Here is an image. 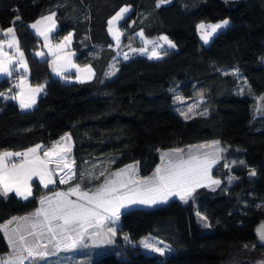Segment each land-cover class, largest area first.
I'll return each mask as SVG.
<instances>
[{"label": "trees", "instance_id": "16d2710c", "mask_svg": "<svg viewBox=\"0 0 264 264\" xmlns=\"http://www.w3.org/2000/svg\"><path fill=\"white\" fill-rule=\"evenodd\" d=\"M128 3L132 9L120 21L121 46L143 43L136 37L141 30L151 37L167 34L176 48H165L159 58H122L108 22ZM157 4L158 0H0V37L6 27H15L27 55L30 81L44 84L31 108L21 109L12 98L19 88L0 96V152L38 142L48 146L70 133L78 160L89 164L109 154L112 167L136 161L141 175L154 170L159 149L211 138L235 146L231 154L243 159L233 168L237 177L230 183L222 175L217 186L198 187L187 201L173 196L164 203L122 210L118 243L123 244L124 232L130 240L151 233L168 242L170 252L161 255L124 245L97 257L93 264H221L231 244L256 241V226L264 218V113L253 114V95L238 91L236 76L222 71L235 67L253 93L264 91V0ZM48 12H55L58 21L56 38L72 32L76 61L95 69L91 79L64 80L52 73L49 56L37 55L42 41L30 21ZM222 17H228L229 24L204 44L198 21ZM114 57L117 69L106 76ZM10 76L19 78L20 87V76ZM8 77L1 79L0 90ZM175 92L202 95L206 110L185 119L173 107ZM64 169L61 178L72 179ZM59 185L45 188L34 178L27 200L15 192L7 198L0 195V222L39 207L41 195ZM197 210L209 220L210 230L197 221ZM9 249L0 228V252Z\"/></svg>", "mask_w": 264, "mask_h": 264}, {"label": "snow or ice", "instance_id": "6c2138e0", "mask_svg": "<svg viewBox=\"0 0 264 264\" xmlns=\"http://www.w3.org/2000/svg\"><path fill=\"white\" fill-rule=\"evenodd\" d=\"M167 2L169 0H158L157 6L159 7L161 3ZM128 11L129 8L127 7L121 8L109 20L110 33H112L113 22L124 19V14ZM42 19L52 20L53 16ZM40 23L41 21L38 20L31 27L36 29ZM228 24V20L208 25L202 22L198 25V29L201 30L202 38L207 42L211 35L216 33L217 30L226 27ZM14 33V27H10L7 29L5 35H11L12 42L16 44L17 51H19L18 41L15 39ZM39 35L44 36L45 40L48 39V33L39 32ZM71 35L69 33L68 36L64 37V42L56 45V48H62L65 44L70 43ZM113 35L119 40L120 33H113ZM160 39L165 40L170 47H175L171 41H168L167 37H161ZM158 47H162V45L154 43L150 58H159L160 54L156 52V48ZM132 51L143 52L146 49H133ZM37 55L42 56L44 54L37 53ZM124 58L128 59L129 57L125 54ZM58 59L60 58L58 57ZM20 60L23 61L22 52H20ZM10 64L11 59L7 57V54H2L0 56V73L10 75L11 73L8 67ZM23 66L26 70V63ZM72 66L75 67V65ZM53 71L57 75H60L62 68L54 67ZM81 71L91 73L90 68L82 69ZM113 74L111 72L109 73V75ZM42 90L43 86H39L31 89V92L34 94ZM4 95V93H0V96ZM12 98L14 99L15 97ZM35 103L34 95L25 100L22 92L20 99L21 109L31 108ZM182 115H185V119L189 118L184 113ZM70 139V135L66 134L65 137H61L59 141L55 142L50 149L44 152V157L47 159H41L36 155L38 150L43 147L42 145H36L33 148L27 149L25 152H0V195L7 198L9 193L15 191L17 196L27 200L32 195L29 181L33 177H39L43 186L48 188L49 185L55 182L52 178L53 172L48 168V164L52 163V157L56 158L55 162L58 167L63 163V167L67 168L70 174L68 178H73L75 175L73 165L66 160L67 154L71 152V147L70 145L67 147L62 146L65 140ZM194 147H211L214 149V152L205 153L204 159L189 154L188 159L185 160L181 155H177L176 159H170L166 164L157 166L156 171L151 177L143 179H136L133 176H127V179L105 178L104 183L94 192L82 191L81 186L78 184L74 188H69L68 192H55L52 197L41 198V207L37 208L34 213L25 217H14L12 221L8 222L9 224L14 221L18 222L17 228L12 229V234L17 236V239L13 240L11 237L9 238V243L14 248L15 255L13 256V260L15 264H24L25 260L35 261L37 259H43L58 251L62 244L65 247H75L78 240H83L89 234L94 239H99L101 243H111V238L116 235V229L111 226L106 227V225L114 224L118 221L122 215V210L126 212L137 205L152 206L158 203H164L173 196H179L181 200L187 201V198L193 195L196 188L203 186L201 181L208 176L209 170L217 162L218 157L216 154L223 151V149L219 148V141H213L211 145ZM173 151L175 154H182L184 152L183 149H175ZM12 157H21L22 159L18 164L13 163L9 167L6 161ZM136 168V165H127L119 172L111 173L110 176L124 177L129 172L135 173ZM254 174L253 171L251 175ZM100 175L103 176L104 173L101 172ZM92 178L99 179V177ZM81 179H84L83 174H81ZM229 179L231 181L234 177ZM60 182L64 183L66 181L64 178H61ZM211 183L219 184L220 181L213 180ZM72 195L77 196V199H70L69 197ZM45 204L47 205L46 207L44 206ZM202 219L206 220V218ZM205 227H210V225L205 223ZM257 234L260 241L264 243V232L258 229ZM45 236H47V243L42 244L41 241ZM125 239L128 238L125 237ZM67 241H70V243H66ZM140 243L145 249L154 250L161 255L169 250L167 245L159 247L149 242L147 238L141 240ZM48 245H52L54 251L50 252ZM245 247L247 246L245 245ZM0 264H12V261H5L3 258H0ZM259 264H264V261L259 262Z\"/></svg>", "mask_w": 264, "mask_h": 264}, {"label": "rangeland", "instance_id": "374dc122", "mask_svg": "<svg viewBox=\"0 0 264 264\" xmlns=\"http://www.w3.org/2000/svg\"><path fill=\"white\" fill-rule=\"evenodd\" d=\"M127 7L129 8V11L132 9V5L130 3L122 5L116 12L110 17V19L116 15L117 12L120 11L121 8ZM124 14V17L127 16V14ZM54 14V15H53ZM48 16H53L52 20H44L42 18L48 17ZM41 21L40 24L37 25L36 29H33L37 35L40 37L42 43L41 46L36 50V53H43L44 55L39 56V57H45L49 56V65L52 73L54 75H57L55 71H53L54 67H61L62 72L60 77H63L64 80H69L70 76H80L83 71L82 69L86 68L83 64H80L78 61H76V50L73 47L72 41H73V35H71L70 43H67L64 45L62 48H56V45L62 44L64 42V37L68 36L69 33L72 34V32H68L64 34L63 36L56 38L54 36V32L56 31L58 25H56V16L55 12H48L44 13L37 18L33 19L30 21V25L35 24L37 21ZM224 20H229L228 17H222L216 20H209V19H201L197 23V31L200 40L204 43L207 44L211 37V35L208 38V41L205 42V40L202 38V32L201 30L198 29V25H200L202 22L206 25L208 24H217L221 23ZM121 21V20H120ZM120 21L118 22H113L112 24V33L111 36L113 37V43L116 47L121 46L122 41H123V31L120 26ZM9 26L4 29L3 35L0 37V56L2 54H7V57L11 59V64L8 65L9 70H10V75L13 74H18L21 78V83L18 91L12 94V97H15L14 100H16L19 105H20V99H21V94L23 92V97L25 100H27L30 96L34 95L35 100L37 103V100L39 99L40 95L42 94L43 90L40 92L32 93L31 89H35L39 86H43L44 84L42 83H32L29 79V64L27 60V55L24 50V48L21 46L19 37L17 35V32L15 30V39L18 41V46H19V51H17V46L15 43L12 42L11 35H5L7 32V29H9ZM15 29V27H14ZM50 30V31H49ZM220 30V29H219ZM218 31V30H217ZM39 32H45L48 33V39L45 40L44 36L39 35ZM113 33H120L119 40L115 38ZM139 39L144 43L145 46L149 47V54L152 56V51L155 44L162 45V47L156 48V52H158L160 55L164 52V49H172L176 48V43L174 40H172L167 34L165 33H159L155 36H145L143 33H138ZM161 37H167L168 41H171L175 47H170L169 44L163 40L160 39ZM11 44V46H9ZM20 52L23 53V61L20 60ZM58 57L60 59H58ZM263 62H264V57H263ZM24 63L27 65V69L25 70L24 68ZM117 63H118V58L114 57V59L109 63V65L106 68V76L109 75V73H114L115 70L117 69ZM72 65H75L73 67ZM223 72H230L236 76L238 79V83L236 86V89L238 91L246 92L249 94L253 95V114H261L264 113V91L260 93H253L251 88L249 87L248 82L244 78V76L237 71L235 67H226L222 69ZM64 74V75H62ZM9 74L5 73H0V81L2 78L6 76H10ZM110 76V75H109ZM82 78L87 79L86 76H83ZM29 80V87L25 86V83ZM88 80V79H87ZM1 93V90H0ZM179 98V99H178ZM203 96L202 95H193V96H183L178 92H175L174 98H173V107L182 115V113L186 114L188 117L192 116L194 114L202 113L206 110V107L203 104ZM35 103V104H36ZM34 104V105H35ZM33 105V106H34ZM32 106V107H33ZM191 109V111H189ZM185 117V115H182ZM70 140H65V146L67 147L70 145L71 151H72V143H73V137L71 136ZM213 141H219V148L223 149V151L219 152L216 154L217 162L211 167V169L208 172V176L204 178L201 183L204 186L207 187H215L218 184H213L211 181L213 180H218L220 181V177L224 175V178L227 180V183L232 182L237 176L233 172L234 167H238L242 165L243 159L231 154L232 151L235 150V146L221 141L216 138H211V139H205L201 141H197L194 143L186 144V145H180V146H173L165 149H159V161L154 168L153 171H151L149 174L146 175H141L138 171V168H136L135 173L129 172L127 173L126 176L124 177H111V173H116L119 172L121 169H124L125 166L127 165H136V161L129 162L121 167L114 168L111 166L113 156L112 155H106L101 158H95L91 163L87 164L86 162H83L82 160H78L75 158L74 154L73 155V162L72 165H74V177L72 179L65 180L66 182L62 183V185H59L56 189H53L40 197H52L55 192H68L69 188H74L76 185L81 186L82 191H91L94 192L101 184L104 183L105 178H110V179H127V176H133V178L136 179H143L147 177H151L153 173L156 171L157 166H162L163 164H166L168 160L170 159H176L177 155H181L183 159H188L189 154L199 156L201 159H204L205 153H212L214 152V149L211 147L208 148H197L194 146H200V145H211ZM51 144V145H50ZM49 149L52 147L54 142L50 143ZM74 146V144H73ZM46 145H44V148ZM175 149H183L184 152L182 154H175L173 150ZM73 153V151H72ZM164 154H169V155H164ZM44 156V154L42 153ZM162 156H163V161H162ZM211 158V157H209ZM44 159H46L44 157ZM51 168L52 171L54 172L55 176L58 175L59 173L61 174L65 169L60 165L59 167L57 166L56 162H52ZM50 167V165L48 164ZM225 171V172H223ZM101 172L104 173L103 176H101ZM253 171H250V174ZM224 173V174H223ZM81 174H83L84 179H81ZM59 177V175H58ZM57 177V178H58ZM92 177H99V179H93ZM234 177V179H230ZM32 191V188H31ZM33 193V191H32ZM179 198V196H176ZM72 200H76L77 196L72 195L69 197ZM188 199V198H187ZM264 203V201H263ZM45 207L47 206L46 204L44 205ZM41 207V203L40 206ZM37 207V208H39ZM32 209L28 212L18 214L17 218L20 217H25L29 216L30 214L34 213L35 210L37 209ZM199 214V215H198ZM196 218L197 221L199 222L200 225L203 226L204 230H210V227H205V223L210 225L209 220L205 216L203 212L196 211ZM206 218V220L202 219ZM118 221H116L114 224H108L107 226L115 227L116 229V235H117V228H118ZM14 223V222H12ZM9 225L8 228H6V231L8 232V237L12 238L13 240L17 239V236H14L12 234V229L17 228L18 222L16 221L15 227H10V224L7 222L4 226ZM260 230L261 232H264V218L259 221V223L256 226V233L257 230ZM23 232V230H22ZM19 235V234H17ZM116 235L112 237V242L111 243H101L99 239H94L90 234L88 236H85L83 240H78L77 244L75 247H65L63 244L60 246L58 251H55L54 254L49 255L44 257L43 259H37L35 261L33 260H25L24 264H93V261L110 251L117 250L118 248L123 247L124 245H133V246H138L140 249L146 252H155L154 250L150 249H145L142 244L140 243L141 240L147 238L149 242L156 244L159 247H163L164 245H167L169 247V250H167L165 253L170 252L172 250V247L168 242L165 240L159 238L158 236H155L151 233H146L141 235L138 239L136 240H130L127 236V233H123V244L118 243L116 240ZM127 237L128 239H125ZM31 239V238H29ZM42 244L47 243V236L41 241ZM66 243H70V241H67ZM257 243H261L262 245L259 246ZM11 247L8 251L6 252H0V258H3L5 261H12V264H15V261L13 260V256L15 255L14 253V248L13 245L10 244ZM245 245L247 247H245ZM48 250L50 252L54 251L52 248V245H48ZM26 255V253H25ZM242 261H249L253 264H259V262L264 261V243H262L259 239V236L257 234L256 241L255 242H237L234 244H231L229 247L228 251V257L225 261H223L221 264H239Z\"/></svg>", "mask_w": 264, "mask_h": 264}, {"label": "built area", "instance_id": "2783aa9c", "mask_svg": "<svg viewBox=\"0 0 264 264\" xmlns=\"http://www.w3.org/2000/svg\"><path fill=\"white\" fill-rule=\"evenodd\" d=\"M133 49L136 50H140V49H146V51H132ZM117 52L119 53V55L124 58V55L127 54L128 57L134 56V55H144L149 57V47L145 46L143 43H133V44H128V45H122L120 47L117 48ZM19 88V78L17 76H9L6 81L4 86L1 89V93H4V97L9 96L13 91H15L16 89ZM53 141V140H52ZM52 143V142H51ZM51 145V144H50ZM50 145L46 146L42 153L44 154V152L46 151V149H48L50 147ZM22 158L21 157H13L11 159V163L20 161ZM52 162H55L54 160H52ZM50 168H51V164ZM62 174V173H61ZM61 174L59 173V177L58 175H56L57 178V183L62 185V183L60 182L61 180Z\"/></svg>", "mask_w": 264, "mask_h": 264}, {"label": "crops", "instance_id": "0c3cea01", "mask_svg": "<svg viewBox=\"0 0 264 264\" xmlns=\"http://www.w3.org/2000/svg\"><path fill=\"white\" fill-rule=\"evenodd\" d=\"M56 25H58V21H57V19H56ZM138 33H142L141 32V30H139L138 32H137V38L139 39V36H138ZM86 68H90L91 69V73H89V72H87V71H83V73L80 75V76H70V79L69 80H79V81H85V80H87V79H91L93 76H94V74H95V69H94V67L90 64V63H86V64H83ZM86 68H84V69H86ZM62 75H64V74H62ZM83 76H86L87 77V79H84V78H82ZM89 76H91V78H89ZM29 80L25 83V86H28L29 87ZM36 145H42L43 147L40 149V150H38V152L36 153V155H38L41 159H44V156L42 155V151H43V149H44V144L43 143H41V142H38V143H35V144H32V145H29V146H27V147H25V148H22V149H11V148H6V149H3L1 152H4V151H10V152H25L27 149H29V148H33V147H35ZM30 156H31V154H30ZM13 158V157H12ZM12 158H10V160H8V161H6L7 163H8V166L9 167H11V164H13V163H11L10 161H11V159ZM20 161H17V162H14V163H19ZM48 168L52 171V168H50L49 166H48ZM53 172V171H52ZM34 178H37L39 181H40V179H39V177H33L32 178V180L34 179ZM52 178H53V180L55 181L53 184H51V185H55V184H58L57 183V178H56V176H55V174H54V172H53V176H52ZM32 180H30L29 181V184H30V186H31V188H32ZM40 183H41V181H40ZM42 184V186H43V183H41ZM50 186V185H49ZM44 187V186H43ZM13 192H15V191H13ZM45 194V193H44ZM18 216H20V215H14V216H12L11 218H9V219H7V220H5V221H3V222H0V226H3V227H0L2 230H3V232H4V234L6 235V237H7V239H8V241H9V237H8V232L6 231V228H8V224H7V226H4L7 222H9V221H12L13 220V218L15 217V218H17ZM15 223H16V221H14V223H11L10 224V227H15L16 225H15ZM10 247H11V245H10Z\"/></svg>", "mask_w": 264, "mask_h": 264}, {"label": "bare ground", "instance_id": "6f19581e", "mask_svg": "<svg viewBox=\"0 0 264 264\" xmlns=\"http://www.w3.org/2000/svg\"><path fill=\"white\" fill-rule=\"evenodd\" d=\"M66 134H68V133H64L63 135H61V136L58 137L57 139H54L52 142L55 143V142L59 141L60 138H61V137H65ZM71 141H72V139H71ZM52 146H53V145H52ZM62 146H63V147L65 146V142H63ZM48 149H49V148H48ZM48 149H46V151H47ZM72 151H73V143H72ZM72 151H71L70 153H68L67 156H66V160H67L68 162H69V161L72 162V159H73V158H72V157H73V155H72V154H73ZM46 159H47V158H46ZM51 159L54 160V161H56V158H55V157H52Z\"/></svg>", "mask_w": 264, "mask_h": 264}]
</instances>
